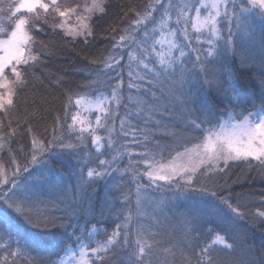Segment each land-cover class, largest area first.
<instances>
[{"label":"snow or ice","instance_id":"obj_1","mask_svg":"<svg viewBox=\"0 0 264 264\" xmlns=\"http://www.w3.org/2000/svg\"><path fill=\"white\" fill-rule=\"evenodd\" d=\"M108 6L107 0H83L73 7L58 0H11L5 9L0 0V111L8 118L7 124L0 121V151L6 149L9 157L7 174L0 162V177L6 175L0 179V240L7 241L0 244V251L6 253L0 264H264V259L252 255L251 247L243 246L239 231L246 220L253 226L264 225V210L250 211V201L239 194L235 203L230 193L220 195V189L229 187L228 173L235 162H245L249 170L255 167L264 177V0H149L143 12L129 8L121 21L130 13L134 19L119 29L109 25V55L85 57L96 66L89 70L96 78L77 86L84 92H64V118L55 117L51 138L40 137L35 129L32 120L38 118V111L35 107L29 111L27 97L22 118L13 115L22 107L17 103L20 93L30 83H43L35 69L54 54L49 42L39 38L49 18L60 20L49 25L54 35L60 29L73 42L79 37L87 45L95 39L91 22L106 16ZM71 16H76L75 26L67 23ZM256 16L261 22L259 75L249 79L258 81L260 103L249 90V110L243 106L244 86L228 56L239 55L242 72L255 69V57L246 53L255 45ZM125 51L127 64L122 66ZM125 67L128 88L138 93L136 100L129 96L127 102L122 87ZM100 76L111 87L110 96L99 90ZM54 83L62 84L63 77ZM73 97L77 111L70 113ZM217 104L224 105L219 116ZM120 108L125 110L123 116ZM93 110L95 124L81 114ZM162 120L170 125H162ZM22 126L26 128L21 130ZM161 127L172 130L161 133ZM99 129L106 136L99 135ZM161 135L171 142L162 143ZM24 136L31 139L27 150L17 139ZM89 137L94 154L84 151ZM13 143L19 145L16 150L10 147ZM106 151L112 153L110 158H100ZM65 152L78 157L83 152L81 168L73 172L76 182L70 186L50 164L52 155ZM125 156L124 168H114ZM97 161L96 167L89 166ZM117 171L123 220L110 233L101 220L89 228L90 218L112 215V188L107 181ZM125 176L131 177L127 183L135 185L134 192L123 191ZM153 186L167 187L189 202L174 213L179 217L175 223L147 210V193ZM41 189L55 198L41 199ZM260 199L264 206V197ZM13 213L36 231L22 233L12 223ZM98 234L106 238L95 239Z\"/></svg>","mask_w":264,"mask_h":264},{"label":"trees","instance_id":"obj_2","mask_svg":"<svg viewBox=\"0 0 264 264\" xmlns=\"http://www.w3.org/2000/svg\"><path fill=\"white\" fill-rule=\"evenodd\" d=\"M81 1V2H80ZM11 0H2L3 7L6 9L8 3ZM48 2V0H45ZM58 2L62 6L66 7H73L75 3H83V0H58ZM108 8H107V15L104 16L102 19H94L91 23L94 28L95 32V39H90L89 43L86 45L82 38H77L75 42L71 40V37H65L63 31L60 29L56 30V34L54 35L52 29L49 27L54 21L52 17L49 18L48 25H43L45 28L44 33L39 34V38L46 42H49V47L53 51V55L44 57L45 63L36 68L35 72L37 75L41 77L43 83L41 84L39 81L35 82V86L33 83L29 84V87L25 89L22 93H20L17 103L20 104L21 110L17 113H14V116H19L22 118L23 116V101L25 97H27L29 103L28 108L29 111L35 107L38 111V118L33 119L32 123L35 129L38 131L40 137L44 139H49L52 136V127L54 124L55 117L59 115L61 120L64 118V108L63 105L67 103V97L64 95L66 90H76L79 92H84L85 90L82 87H77L78 85H83L86 81L95 79L96 77L89 75V70L94 69L96 66L89 63V59H99L101 56L107 57L109 55V50L111 49L112 41L110 39V33L108 31L109 25H113L118 29L124 27L128 24L131 19H134V15L131 13L128 17L124 18L121 21V17L124 12H127L129 8H135L136 11L143 12L146 5L149 3V0H107ZM3 19V14H0V20ZM71 19V18H70ZM254 29L256 33L255 45L254 47L246 53L247 55L253 56L256 59V67L250 72H242L239 70V55L232 56L229 54L228 56V63L229 65L237 69V75L241 78V83L244 86L245 98L246 103L243 105L245 108L251 110L252 106V97L249 94V90L255 92L257 94V98L255 99V103L258 105L260 100L258 98L259 94V84L258 81L254 78L249 79V77H255L259 75V58L261 55V48H260V38H261V22L260 17L256 16L255 18ZM251 22V20H250ZM5 26H7L5 24ZM149 28L152 25L148 26ZM121 33L119 31L116 32L117 39ZM239 43V41H237ZM207 48V45H204ZM159 50V49H158ZM238 53L240 49H237ZM192 59H195V54L192 55ZM211 59V58H209ZM127 64V51L124 52V57L122 61V66ZM121 69H116V72L119 73ZM114 73L108 72V76H113ZM57 77H63L62 84H56L54 81ZM100 81L102 82V86L100 87V91L103 92L105 95H111V87L107 85L104 76L99 77ZM122 87H123V97L125 102H127V98L132 96L133 100L138 98V93L135 88L129 89V77L127 75V68H124L123 75H122ZM113 84L116 83L115 80L112 81ZM146 83V81H145ZM75 97H73V104L70 107V113L76 112L77 108L74 104ZM115 109V104L112 105ZM224 107L222 104H217L216 112L219 116L221 114V109ZM131 110V109H129ZM120 115L123 116L125 114V110L123 108L119 109ZM40 114H42V118H40ZM82 116H86L88 120H90L93 124L96 121V112L86 113L82 112ZM159 118V117H158ZM0 121H3L5 124L8 122V118L5 117L4 113L0 111ZM67 122L71 123V114L67 118ZM134 124L136 123L135 120L132 121ZM169 124L170 122L167 120H162V125ZM116 129L119 131L120 127V120L117 119L115 121ZM15 127V123L13 124ZM66 127V125H65ZM26 126H22L23 130ZM127 130V129H126ZM171 131V127L165 129L161 127L160 131L163 133L164 131ZM7 131V128H5ZM98 134L102 137L106 136V133L103 129L98 130ZM130 138V137H129ZM20 144L25 145V149L27 150L28 147L31 145L30 137H18ZM159 139L162 143H170L171 140L168 137L161 135ZM119 143H123V140H119ZM102 144L106 142L102 140ZM88 147L84 149L85 152L95 153V148L91 145V138L89 137L87 140ZM17 143H13L10 147L13 150L18 148ZM59 149H57V153H59ZM104 151V149H102ZM111 152H105L104 156L100 158L109 159L111 156ZM83 156V152L79 153V157ZM78 156L73 155L69 156L66 152L63 155L54 154L51 157L50 164L56 170L58 177L65 185H74L75 184V177L73 176V172H79L83 160L80 159ZM17 159L20 160V163L23 164V157L17 154ZM133 159H136L134 156ZM170 159V157H168ZM9 157L7 150L0 151V162L4 164V170L7 174L9 163ZM97 163L90 164V167H96ZM128 163V157L125 156L117 165H113V167H119L121 169ZM253 165L256 164L255 161L252 162ZM84 172H87V168H84ZM227 184L229 187L220 189V195H227L231 194L233 198V203L236 201V197L239 194L241 197L247 198L250 203L248 208L250 211H255L257 208L264 210V206L261 205V197H264V177H262L257 169L253 167L249 170L248 165L245 162H235L232 164V167L228 173ZM239 177V179H237ZM4 177H0V179H5ZM131 179L130 176H125V186L123 191L127 192L129 188L134 192L135 185H128V181ZM104 182L102 181L101 184ZM108 185L112 188V196L109 198V203L112 205L113 212L112 215L109 216L107 219H102L101 217L97 216L94 219L90 218L89 228L92 227L93 224H96L97 220H101L103 228L107 230V232H111L115 225L121 223L123 220V212L121 209L124 207L121 203V189L117 188L116 185H120L121 183V173L120 172H113L110 178L107 181ZM220 184H224L225 180L221 179L219 181ZM98 192H102L103 189H97ZM38 195L41 199H54V195L49 194L46 190L41 189L38 191ZM148 204L147 210L150 213H155L161 217L167 216L173 218V223L179 219L178 216H174V213L179 212L183 209L188 201L184 199L183 196H180L179 193H175L173 191H158L153 190L151 188L148 189ZM195 195V194H194ZM159 205V207H157ZM87 206L85 202V207ZM50 207V205H49ZM11 211V210H10ZM117 215L120 216V219H117ZM13 220L12 223L15 224L18 229L24 232H34L36 230L31 229L28 225L24 224V222L13 213ZM75 221L72 220L70 223H74ZM84 222V218L82 217L80 223ZM99 228L100 225H97ZM207 227V225H205ZM261 228H264V225H255L248 223L247 220L241 222L239 225V231L242 234V238H244V247L248 248L251 247V253L255 256L258 260L264 259V254L261 252L262 240H264V232L261 231ZM71 231V229H69ZM223 234V233H221ZM51 238V237H50ZM106 237L98 234L95 239H105ZM19 239V237H17ZM6 240H0V244H6ZM95 246V245H93ZM13 250H15L16 245L13 242L12 244ZM239 254V250L237 255ZM35 255V253H33ZM41 255H45V253H41ZM63 255V252H61ZM6 257V253L0 251V259ZM10 259V258H9ZM113 259H117V257H113Z\"/></svg>","mask_w":264,"mask_h":264},{"label":"rangeland","instance_id":"obj_3","mask_svg":"<svg viewBox=\"0 0 264 264\" xmlns=\"http://www.w3.org/2000/svg\"><path fill=\"white\" fill-rule=\"evenodd\" d=\"M80 2H81V1H80ZM76 4H77V3H75L73 6H75ZM69 7H71V6H69ZM53 15H54V14H53ZM70 18H71V19H70ZM70 18H68L67 23H68L69 25L75 26V25L77 24L76 16H71ZM54 22H55V23H60L59 18H56ZM6 75H8V77H9L10 80H11V79H14V77H13V76L11 75V73H10V70H6ZM94 111H95V110H93L92 112H94ZM90 113H91V112H90ZM124 158H125V157H124ZM142 182L146 183V182H147V178L144 177L143 180H142ZM158 183L163 184L162 181H160V182H158ZM151 189H153V190H158V191H173V190H171V189H169V188H167V187H165V188H156L155 186H153V187H151Z\"/></svg>","mask_w":264,"mask_h":264}]
</instances>
